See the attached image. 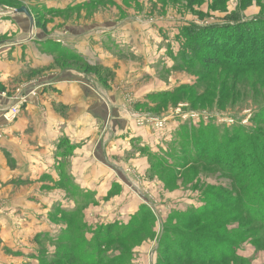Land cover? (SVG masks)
<instances>
[{"label": "rangeland", "instance_id": "rangeland-1", "mask_svg": "<svg viewBox=\"0 0 264 264\" xmlns=\"http://www.w3.org/2000/svg\"><path fill=\"white\" fill-rule=\"evenodd\" d=\"M127 1L129 4H125L126 7L130 9L131 14L141 15L144 19L142 23L155 26L160 22L165 26L164 29L169 30L170 34L163 40L165 46L167 45L165 41L175 39L173 33L176 32L177 64L170 72L162 70L157 81H144L142 83L144 97L140 101L135 102L132 100L133 97L126 96L125 103L119 106L110 118H106L107 112L105 115L97 112L96 117L104 134L102 132L98 134L92 145L94 151L92 156L103 162H108L110 157L113 161L118 158L123 159L117 157L118 152L108 155L109 152L106 150L108 142H104L102 137L107 138L105 130L109 127L120 129L131 125L145 131L144 139L139 138L138 142L135 140L136 143L132 144L130 154L125 153L124 159L129 163L128 166L116 165V170L112 169V175L108 176L111 182L106 194L102 188L98 190L100 192L98 200L87 195L80 199L77 207L65 209L66 206L65 208L61 206L63 200L61 195L56 192L58 190L64 192L69 199V189H72L73 182L68 169L77 147L70 145L66 138H61L54 152L53 168L60 174L62 181L49 182L47 179L50 180L51 176L48 175L37 184L31 183L28 179L23 181L22 177L18 178V182L12 183L13 192L17 195L29 191L31 194L34 189L37 196L48 194L45 199L48 200L49 211H45L39 205L36 212L32 211L33 216L26 217L17 213L18 218L23 217L14 220L17 226L16 234H10L14 240L13 246L8 248L0 240V264H84L81 259L85 256L86 250L92 256L95 254L93 262L99 264L106 262L107 264L110 262H114L112 264H173L163 262L161 259L163 258L161 249L172 248V240L161 241L165 235L164 230L167 229V233L173 239L175 235L172 231H177L181 237L183 233L199 229L205 221L189 223L185 218L187 213L203 206L204 203L219 202L220 197L216 194L230 190L231 181L218 170L204 167L202 164L194 167L186 166L188 164L185 160L190 154L188 149L194 148L199 141L198 138L193 140L192 137L193 133L201 131L200 125L215 126L220 130L218 131L220 136L224 133V129H233L238 123L246 127L251 126L249 119L264 106V70L256 68L236 70L212 65L205 69V64L202 63L203 53L200 55L199 52L184 55L185 57L180 59L181 43L184 42L182 33L187 34L184 30H188L189 33L192 27L200 28L207 24L222 25L226 22L264 20V0ZM15 2L17 0H0V19L10 21L16 15L15 10L18 9L16 6H25L24 1ZM194 33L199 32L194 30ZM24 38H18L17 33L0 36V48L8 46L12 40L22 41ZM5 53L8 56V52ZM186 60H190L192 65L186 66ZM53 67L80 73L84 79L88 74L95 75L98 81L80 82L91 89V94L98 98L108 111L111 110L106 96L114 82L110 72L82 64L72 55L54 59ZM7 75L10 76V71ZM20 75L26 76L25 71ZM4 79L10 81L8 78ZM208 83L213 86L211 91L214 96L207 93L205 85ZM182 88H184L182 91L177 92ZM202 94L204 97L207 94L203 100L198 98ZM207 98L211 100L206 102ZM177 110L184 111L188 115H198L199 119L185 121L171 118L170 116ZM143 116L164 117L167 121L161 130L149 126L138 127L134 121L137 117ZM190 135L192 136L189 137ZM101 142L106 144L103 145ZM4 155L10 165L9 154L4 153ZM45 183H48L47 186H44ZM80 188L79 186L78 189L81 190ZM28 200L31 201V198ZM28 200L25 202L27 203ZM136 203L139 205L137 207L139 214L136 218L134 215L137 212L134 215L131 213L130 216L122 212V206L128 210L135 209ZM143 213L148 214V218L144 219ZM216 216L217 213L209 216L208 222L213 223L214 221L211 220ZM131 218L140 221L139 227L132 229L136 231L135 233L122 231V240L101 247L98 252L90 249V246L92 245V248L94 245V237L99 228L104 229L110 224L125 226ZM242 220V217L231 220L228 230L238 232L245 227L255 226L250 224L246 226L245 223H241ZM240 223L241 228H239ZM104 231L105 229L101 231V235ZM116 233L112 236L114 237ZM74 242L82 244L76 245ZM237 242L240 247L238 254L246 258L250 264H264V228L260 227L245 235H238ZM90 243L92 244L89 245ZM57 252L60 253V257L55 260L54 254ZM222 264L243 263L229 259Z\"/></svg>", "mask_w": 264, "mask_h": 264}, {"label": "crops", "instance_id": "crops-1", "mask_svg": "<svg viewBox=\"0 0 264 264\" xmlns=\"http://www.w3.org/2000/svg\"><path fill=\"white\" fill-rule=\"evenodd\" d=\"M21 1L35 22L31 41H26L28 21L24 16L14 15L10 21L0 19V36L17 33L18 38L25 37L0 48V240L8 248L14 244L10 236L16 234L14 220L23 217L18 218V212L26 217L33 216L32 211L36 212L39 205L49 211L45 199L48 194L37 196L34 189L31 194L29 191L17 195L12 183L22 177L23 181L28 179L37 184L48 175L51 176L47 179L49 182L62 181L53 168L54 152L59 140L66 138L77 148L68 169L73 182L69 199L64 192H56L63 199L61 206H66L65 209L77 207L80 199L87 195L98 200V190L104 188L105 194L107 192L112 169L116 170V165L128 166L124 155L130 154L135 140L144 139L145 131L131 125L107 128V138L102 137V140L108 142V155L118 152L117 157L124 160L113 161L110 157L108 162H103L92 156V145L98 134L103 133L97 112L104 115L107 112L106 118H110L125 103L126 96L140 101L144 97L142 83L157 81L161 71L170 72L178 59L176 32L173 33L175 39L165 41V46L163 40L170 34L169 30L160 22L155 26L142 23L143 17L131 14L126 7L127 0H17L15 3ZM67 55L77 57L87 66L110 72L114 82L106 96L112 111L80 82L98 81L95 75L88 74L84 79L80 73L53 67L54 59ZM9 71L10 76L7 75ZM22 71L26 76L20 75ZM19 89L26 101L19 117L7 124L1 113L20 95ZM104 142L101 144H106ZM4 153L9 154L10 165ZM138 206L129 210L122 206L121 209L130 216L137 212Z\"/></svg>", "mask_w": 264, "mask_h": 264}, {"label": "trees", "instance_id": "trees-1", "mask_svg": "<svg viewBox=\"0 0 264 264\" xmlns=\"http://www.w3.org/2000/svg\"><path fill=\"white\" fill-rule=\"evenodd\" d=\"M194 30L199 33H194ZM184 31L187 34L182 33L184 42L181 43L180 59L185 57L184 55L199 52L200 55L203 53L202 63L205 64V69L212 65L236 70L246 68L264 70V20L226 22L222 25L207 24L200 28L192 27L189 33L188 30ZM185 63H187L186 66L192 65L190 60H186ZM205 86L207 93L212 95L213 86L209 83ZM205 97L202 94L198 98L203 100ZM210 100L207 98L205 101ZM249 120H251L250 127L238 123L233 129H224L221 136L218 134L220 130L213 125L212 127L200 125L201 131L193 133L192 139L198 138L199 141L194 148L188 149L190 154L185 160L188 164L186 166L194 167L202 164L204 167L218 170L229 178L231 186L229 191L216 194L220 197L219 202L204 203L203 206L187 213L185 218L189 220V223L205 221L199 229L183 233L181 237L177 231L170 229L175 235L173 239L167 233L168 230H164L165 235L161 241L172 240V248L161 249L163 262L222 264L226 260L236 259L243 264H250L246 258L238 254L240 247L237 238L240 234L245 235L260 227L264 228V106L259 108ZM227 204H229L228 207ZM216 213L218 216L211 220L214 222H208L209 216ZM138 214L139 211L134 218ZM142 216L144 219L148 218V214L143 213ZM240 217L243 218L242 224L255 226L245 227L238 232H230L228 230L230 221ZM132 219L125 226L114 224L105 226L103 235L101 231L104 229L99 228L94 237L93 247L91 248L93 242L89 244L90 249L98 252L101 247H107L115 241L122 240V231L129 232V234L135 233L134 230L139 227L140 221ZM241 223L239 228L242 227ZM115 232L117 233L114 238L112 234ZM80 244L82 243L79 242L76 245ZM164 251H166V256H164ZM93 255L88 254L86 250L85 258L82 257L81 261L84 264H99V262H93L95 254ZM59 257V252L54 254L55 260ZM112 263L114 262L108 264Z\"/></svg>", "mask_w": 264, "mask_h": 264}, {"label": "built area", "instance_id": "built-area-1", "mask_svg": "<svg viewBox=\"0 0 264 264\" xmlns=\"http://www.w3.org/2000/svg\"><path fill=\"white\" fill-rule=\"evenodd\" d=\"M17 92L20 95L15 97L13 99V101H14L13 104L8 109H6L5 111H3L1 113L2 120L7 124L13 123L19 117V115L21 114L22 106L26 101V96H22L21 90H18ZM170 117L173 119H181V120H185V121L188 119H190V120L199 119L198 115H195V114H189L188 115L186 112L180 111V110H177L176 113ZM166 121H167V118H164V117H162V118H157V117L147 118V117L143 116V117H137L135 119L134 123L138 127L149 126L155 130H161L162 128H164ZM243 124H245V122Z\"/></svg>", "mask_w": 264, "mask_h": 264}, {"label": "water", "instance_id": "water-1", "mask_svg": "<svg viewBox=\"0 0 264 264\" xmlns=\"http://www.w3.org/2000/svg\"><path fill=\"white\" fill-rule=\"evenodd\" d=\"M16 15L24 16L28 21V31H27V39L26 41H31L33 38V32L35 27V22L28 9L25 6H21L15 10Z\"/></svg>", "mask_w": 264, "mask_h": 264}]
</instances>
